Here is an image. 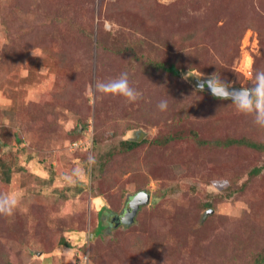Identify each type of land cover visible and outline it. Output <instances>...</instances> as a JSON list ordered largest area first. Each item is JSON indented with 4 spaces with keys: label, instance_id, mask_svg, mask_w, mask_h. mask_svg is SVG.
<instances>
[{
    "label": "rangeland",
    "instance_id": "rangeland-1",
    "mask_svg": "<svg viewBox=\"0 0 264 264\" xmlns=\"http://www.w3.org/2000/svg\"><path fill=\"white\" fill-rule=\"evenodd\" d=\"M255 71L264 0H0V194L19 200L0 214V264H252L264 150L224 142L264 129L194 77L242 88ZM122 72L138 100L95 91Z\"/></svg>",
    "mask_w": 264,
    "mask_h": 264
},
{
    "label": "clouds",
    "instance_id": "clouds-1",
    "mask_svg": "<svg viewBox=\"0 0 264 264\" xmlns=\"http://www.w3.org/2000/svg\"><path fill=\"white\" fill-rule=\"evenodd\" d=\"M194 78V92L207 91L217 100H229L240 114L251 116L254 125L264 129V71H255L251 84L242 88L235 87L233 82L227 81L217 73L208 76L201 74ZM94 88L102 95L121 96L129 102H135L141 95L130 85L127 72H122L119 77L107 82L97 81ZM157 107L161 111L166 110L167 101L161 100ZM18 203L19 200L14 194H0V214L11 216Z\"/></svg>",
    "mask_w": 264,
    "mask_h": 264
},
{
    "label": "trees",
    "instance_id": "trees-1",
    "mask_svg": "<svg viewBox=\"0 0 264 264\" xmlns=\"http://www.w3.org/2000/svg\"><path fill=\"white\" fill-rule=\"evenodd\" d=\"M252 28H255L256 29V26L254 25L253 27V24L250 25ZM172 36V35H171ZM225 37H223L224 39ZM223 39H222V43H223ZM151 65H153L154 67L156 68H161L163 70H166L168 71L170 74H172L173 76H178L180 71L173 65H168V66H165L161 63H156V61H154ZM213 97V96H212ZM214 98V97H213ZM215 99V98H214ZM154 143H156L157 141H153ZM224 144L226 146L228 145H231V144H234L236 146H242V145H245L249 148H252V149H256V150H264V143H252L251 141H246V140H228V141H225ZM140 145V142L138 140H125L122 142L121 146L124 150L128 151V150H132V149H135L137 148L138 146ZM3 159H0V169H3L4 171L5 170H8L7 169V166L8 164H6L5 161H2ZM102 167V165H101ZM103 168V167H102ZM101 168V169H102ZM261 170V167H257V168H253V170L250 172V177H254L256 175L259 174ZM7 171V172H8ZM8 175V173H6ZM5 180L8 182L9 180V177L5 178ZM81 190V189H80ZM139 192H145L147 194V191L146 190H139ZM205 206H209V204H206ZM140 208V207H139ZM119 225H124V224H119ZM61 245L63 246H66L68 247L69 245L65 242H62ZM8 264H12V263H8ZM252 264H264V252H261V253H256L252 256Z\"/></svg>",
    "mask_w": 264,
    "mask_h": 264
},
{
    "label": "water",
    "instance_id": "water-1",
    "mask_svg": "<svg viewBox=\"0 0 264 264\" xmlns=\"http://www.w3.org/2000/svg\"><path fill=\"white\" fill-rule=\"evenodd\" d=\"M238 88V87H237ZM149 196L145 192H140L131 197L128 200L126 213L116 217L117 224L129 225L133 222L134 216L141 205H145L148 202Z\"/></svg>",
    "mask_w": 264,
    "mask_h": 264
},
{
    "label": "flooded vegetation",
    "instance_id": "flooded-vegetation-1",
    "mask_svg": "<svg viewBox=\"0 0 264 264\" xmlns=\"http://www.w3.org/2000/svg\"><path fill=\"white\" fill-rule=\"evenodd\" d=\"M124 213H126V210H124L121 214H120V216L121 215H123ZM115 217H114V220H115V218L118 216V215H114Z\"/></svg>",
    "mask_w": 264,
    "mask_h": 264
}]
</instances>
